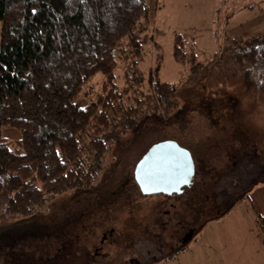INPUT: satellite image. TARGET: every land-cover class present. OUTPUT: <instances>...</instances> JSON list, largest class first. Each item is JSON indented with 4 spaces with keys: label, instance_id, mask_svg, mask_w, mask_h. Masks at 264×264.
I'll list each match as a JSON object with an SVG mask.
<instances>
[{
    "label": "rangeland",
    "instance_id": "1",
    "mask_svg": "<svg viewBox=\"0 0 264 264\" xmlns=\"http://www.w3.org/2000/svg\"><path fill=\"white\" fill-rule=\"evenodd\" d=\"M147 2L144 52L136 65L121 60L116 70L132 112L105 136L102 173L91 185L47 195L28 216L7 213L8 196L1 194L0 264H224L227 236L236 240L232 248H248L250 259L264 253V231L249 198L264 187V97L247 93L215 60L225 58L232 38L264 33V0ZM1 29L0 22V42ZM178 34L206 65L196 77L174 58ZM104 79L88 82L82 105ZM158 82L179 88L171 102L163 106L160 92L155 102L135 103ZM1 133L22 137L16 128ZM167 139L196 157L191 189L173 196H143L130 191L132 182L118 189L145 152Z\"/></svg>",
    "mask_w": 264,
    "mask_h": 264
},
{
    "label": "trees",
    "instance_id": "2",
    "mask_svg": "<svg viewBox=\"0 0 264 264\" xmlns=\"http://www.w3.org/2000/svg\"><path fill=\"white\" fill-rule=\"evenodd\" d=\"M0 22V195L8 196L7 213L28 216L47 195L91 185L102 173L105 136L132 112L116 70L121 60L134 66L142 56L150 7L147 0H0ZM229 45L224 59L215 58L218 65L263 99L264 34L235 37ZM174 58L189 65L193 77L206 66L179 34ZM97 75L105 78L101 90L82 105ZM152 89L135 103L155 102L162 92L164 106L179 91L173 83ZM3 127L18 129L22 137H3ZM131 177L120 179L117 188L125 191L132 182L130 191L140 192ZM258 221L264 231V215Z\"/></svg>",
    "mask_w": 264,
    "mask_h": 264
},
{
    "label": "water",
    "instance_id": "3",
    "mask_svg": "<svg viewBox=\"0 0 264 264\" xmlns=\"http://www.w3.org/2000/svg\"><path fill=\"white\" fill-rule=\"evenodd\" d=\"M197 168L192 152L176 140L153 144L137 162L134 180L144 196L182 195L194 184Z\"/></svg>",
    "mask_w": 264,
    "mask_h": 264
},
{
    "label": "crops",
    "instance_id": "4",
    "mask_svg": "<svg viewBox=\"0 0 264 264\" xmlns=\"http://www.w3.org/2000/svg\"><path fill=\"white\" fill-rule=\"evenodd\" d=\"M264 34V33H263ZM249 198L254 204V212L257 217L258 214L264 215V187L256 188L252 193H250ZM236 240H233L226 237L225 241V251L226 257L223 259L224 264H264V253L261 250V258L250 259L247 257L248 254H251L248 248H243L242 246H238L239 248H232L230 245L235 243Z\"/></svg>",
    "mask_w": 264,
    "mask_h": 264
}]
</instances>
